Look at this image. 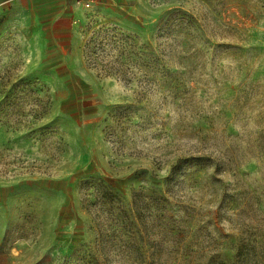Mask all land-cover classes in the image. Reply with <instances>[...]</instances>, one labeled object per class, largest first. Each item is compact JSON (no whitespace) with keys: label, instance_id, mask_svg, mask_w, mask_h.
<instances>
[{"label":"rangeland","instance_id":"374dc122","mask_svg":"<svg viewBox=\"0 0 264 264\" xmlns=\"http://www.w3.org/2000/svg\"><path fill=\"white\" fill-rule=\"evenodd\" d=\"M58 3L0 0V264H264V0Z\"/></svg>","mask_w":264,"mask_h":264},{"label":"crops","instance_id":"0c3cea01","mask_svg":"<svg viewBox=\"0 0 264 264\" xmlns=\"http://www.w3.org/2000/svg\"><path fill=\"white\" fill-rule=\"evenodd\" d=\"M75 1H76V4L81 5V3L80 4L78 3V0H75ZM80 1H88V2H91V4H93V3L96 4V3L101 2V0H80ZM36 2L42 6L43 10H47V11H52V10L54 11L55 10V13L56 12L60 13L58 15V19L62 20L65 17L66 10L58 8L59 7L58 0H36Z\"/></svg>","mask_w":264,"mask_h":264},{"label":"built area","instance_id":"2783aa9c","mask_svg":"<svg viewBox=\"0 0 264 264\" xmlns=\"http://www.w3.org/2000/svg\"><path fill=\"white\" fill-rule=\"evenodd\" d=\"M78 3L80 4H82L84 7H90L91 6V2H88V1H80V0H78Z\"/></svg>","mask_w":264,"mask_h":264}]
</instances>
